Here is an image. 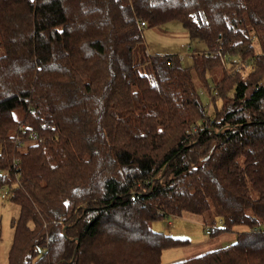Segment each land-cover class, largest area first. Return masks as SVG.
Segmentation results:
<instances>
[{"label":"trees","instance_id":"16d2710c","mask_svg":"<svg viewBox=\"0 0 264 264\" xmlns=\"http://www.w3.org/2000/svg\"><path fill=\"white\" fill-rule=\"evenodd\" d=\"M172 22L205 46L191 68L144 46ZM254 39L264 49V0H0V192L20 208L8 264H162L191 244L151 223L186 214L215 238L248 230L175 264H264ZM219 51L252 71L229 77Z\"/></svg>","mask_w":264,"mask_h":264},{"label":"rangeland","instance_id":"374dc122","mask_svg":"<svg viewBox=\"0 0 264 264\" xmlns=\"http://www.w3.org/2000/svg\"><path fill=\"white\" fill-rule=\"evenodd\" d=\"M253 36L254 38L258 37L256 34H253ZM144 38V46L149 49L153 56H179L183 54L184 60L182 62V66L184 68H191L194 66L193 58L188 57H194L193 54L201 53L199 55H195V57H200L206 51L205 46L203 49L202 45V48H200L196 44H191L186 30L179 22H172L159 28H146L144 31ZM253 43L257 46L256 52H259V54L264 56V49L261 47L260 41L258 39H254ZM182 45L191 47V54L181 50ZM218 54L220 55L219 58L222 61L229 77L233 76L231 74L232 65L229 63L226 65L225 59L227 61V59L231 58L232 62L235 63L234 66L240 65L241 63H244L245 65L240 73L235 74L233 77H246L252 71L251 67H253V63L250 60H243L242 58L234 55L224 56L221 53ZM2 55L3 51L0 50V56ZM236 60L240 62L236 63ZM216 74L217 80L223 77L222 71L220 70L216 71ZM208 77L211 79L210 76ZM210 81L212 86H214L213 81ZM213 88L214 87L211 88V92H213ZM201 95L203 103L208 110L210 95L209 93H206V91ZM212 96H214V93H212ZM217 104L221 107L220 100H218ZM212 111L213 109L209 111V113ZM17 116H21L20 113H17ZM19 216V206L13 204L10 201V198L2 199L0 196V264H8L9 251L14 241V222L19 219ZM151 228L159 233L171 235L182 240H188L191 244L188 247L170 248L165 250L162 256V264H175L196 258L207 252L230 246L235 243L239 233H243L248 230L246 227H236L233 232L224 233L220 237L215 238L207 235V227L203 224L201 217L191 216L188 214L184 215L183 218L171 217L166 220L153 222L151 223Z\"/></svg>","mask_w":264,"mask_h":264},{"label":"built area","instance_id":"2783aa9c","mask_svg":"<svg viewBox=\"0 0 264 264\" xmlns=\"http://www.w3.org/2000/svg\"><path fill=\"white\" fill-rule=\"evenodd\" d=\"M142 26H145V23H142ZM182 50L183 51H185V52H187V53H190L191 54V47H187V46H182ZM219 53H221L220 51H219ZM199 54H201V53H199ZM198 53H196V54H193V55H199ZM178 60H179V62L180 63H182L183 62V60H184V55L183 54H181V55H179L178 56ZM236 63H239L240 61H235ZM225 63H226V65L229 63L230 65H232V69H231V74L233 75V74H236V73H239L241 70H242V68L245 66L244 65V63H241L240 65H235L234 66V62H232V59L231 58H229V59H227V61H226V59H225ZM247 67V66H246ZM212 93H214V96H212ZM212 98H219V94L213 89V92H211L210 93V96H209V100H211ZM210 104H209V106H208V110H210ZM34 138H35V136H33ZM20 144V143H19ZM7 195H8V189L7 188H5V189H3L1 192H0V196H1V198L2 199H7ZM222 223H219V225H221ZM213 230V228L212 227H207V229H206V233H207V235H210L211 234V231Z\"/></svg>","mask_w":264,"mask_h":264},{"label":"crops","instance_id":"0c3cea01","mask_svg":"<svg viewBox=\"0 0 264 264\" xmlns=\"http://www.w3.org/2000/svg\"><path fill=\"white\" fill-rule=\"evenodd\" d=\"M190 42H191V40H190ZM191 44H196L197 46H199L200 48H202L201 47V45L203 46V49H204V45L203 44H200V43H195V42H191ZM183 46V45H182ZM182 46H181V50H182ZM205 51V50H204ZM148 53L150 54V55H152L151 53H150V51H149V49H148ZM178 57V56H177ZM188 58H193V60L196 58V57H188Z\"/></svg>","mask_w":264,"mask_h":264},{"label":"bare ground","instance_id":"6f19581e","mask_svg":"<svg viewBox=\"0 0 264 264\" xmlns=\"http://www.w3.org/2000/svg\"><path fill=\"white\" fill-rule=\"evenodd\" d=\"M195 53V52H194Z\"/></svg>","mask_w":264,"mask_h":264}]
</instances>
